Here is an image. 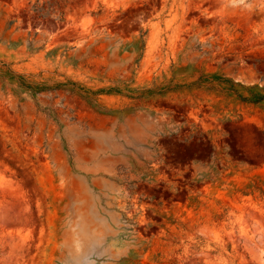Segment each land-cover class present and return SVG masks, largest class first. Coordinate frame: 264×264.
I'll return each instance as SVG.
<instances>
[{
  "label": "rangeland",
  "instance_id": "obj_1",
  "mask_svg": "<svg viewBox=\"0 0 264 264\" xmlns=\"http://www.w3.org/2000/svg\"><path fill=\"white\" fill-rule=\"evenodd\" d=\"M0 63V264H264V0H0Z\"/></svg>",
  "mask_w": 264,
  "mask_h": 264
},
{
  "label": "trees",
  "instance_id": "obj_2",
  "mask_svg": "<svg viewBox=\"0 0 264 264\" xmlns=\"http://www.w3.org/2000/svg\"><path fill=\"white\" fill-rule=\"evenodd\" d=\"M33 12L38 17H45L47 16V13H45V10L43 8L34 7ZM0 70H5L6 73H0V79L2 81V84L4 87L11 86L13 88L14 94L17 95L19 100H22V97L24 94L28 93L31 96H34L37 92L40 90L37 88H34L27 80L26 77L23 75H20L13 70L9 68L8 65H4V63H0ZM197 85V86H196ZM196 88H207L203 87V85L196 83ZM111 92V90L109 91ZM264 100V99H263ZM261 194L264 196V192H261Z\"/></svg>",
  "mask_w": 264,
  "mask_h": 264
}]
</instances>
